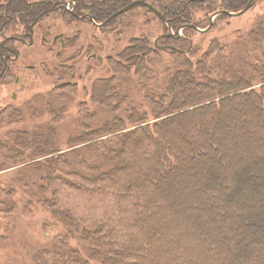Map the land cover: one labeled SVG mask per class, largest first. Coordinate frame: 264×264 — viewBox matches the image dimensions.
Here are the masks:
<instances>
[{
    "label": "trees",
    "instance_id": "16d2710c",
    "mask_svg": "<svg viewBox=\"0 0 264 264\" xmlns=\"http://www.w3.org/2000/svg\"><path fill=\"white\" fill-rule=\"evenodd\" d=\"M135 1L72 0L63 15L104 21ZM249 1L222 0L220 10L236 12ZM52 2L0 0V29L21 25L31 33ZM207 2L159 7L172 27L193 31L190 11ZM255 28L251 39L263 22ZM252 43L259 60L247 68L225 61L217 41L196 62L174 47L168 81L140 99L123 96L115 84L118 75H152L157 53L140 39L111 61L113 78L98 77L86 90L90 101L78 108L81 132L68 139L67 150L58 148L55 129L10 133L0 172L12 162L40 175L18 177L29 199L22 210L31 213L35 202L69 231L53 238L54 250L36 253L34 264H264V36ZM2 54L1 43L0 63ZM54 75L62 81L55 92L77 93L75 66ZM5 112L10 122L17 118L13 107ZM14 195L0 183L3 219L20 209ZM73 239L83 248L69 250Z\"/></svg>",
    "mask_w": 264,
    "mask_h": 264
},
{
    "label": "rangeland",
    "instance_id": "374dc122",
    "mask_svg": "<svg viewBox=\"0 0 264 264\" xmlns=\"http://www.w3.org/2000/svg\"><path fill=\"white\" fill-rule=\"evenodd\" d=\"M26 1L32 7L42 2ZM144 1L155 8L161 16L141 6L123 13L125 15L122 17L119 15L118 19L116 17L114 21L108 23L106 21L114 14L104 21L88 19L85 16L66 18L63 11L64 8L72 10V0H53L51 10L46 11L45 15L32 23L31 33H27L21 25L0 29L2 45L3 40L10 36L18 38L19 42L25 40L24 44L11 42L13 47L18 49L15 62L6 67L2 58L0 63V121L6 122L5 125L0 124L2 162L5 160L4 156L8 154L4 145L10 143V133L17 131L16 129H25L31 135L37 131L55 129L58 134V148L67 150L68 139L81 132L78 108L82 102L90 101L86 90H90L92 82L98 77L113 78L115 75L110 66L111 61H116L123 50L134 47L140 39H148L157 54L151 56L150 78H140L134 73L116 76L115 84L121 94L131 98L138 96L143 99L146 93L160 89L166 84L176 68L175 57L171 51L174 47L185 51L190 59L196 62L210 49L211 43L217 41L225 47L223 50L227 55L225 61L231 58L235 63L247 68L251 62L259 60L252 39L258 38L261 42L264 29L256 34L257 38L254 36L251 39L250 33L255 32V26L260 22L264 25V0H255L253 6L241 16L226 17L224 14L218 16L222 0H208L209 3L195 5L190 11L191 21L200 31H186L182 29L184 27L182 25L173 27L172 37L175 40H170L169 44L165 43L164 39L170 34L168 27L170 23L159 3L171 4L182 0ZM212 5L213 9L208 10ZM244 9L231 13L237 14ZM177 31L180 35H177ZM180 37H187L186 42L175 45L174 42ZM165 46L170 48L167 49ZM69 65L77 69L75 79L77 93L55 92V87L57 88L62 81L54 75V69H63ZM2 71L5 72L3 76ZM12 107L13 116L16 113L18 115L10 122L5 109L9 110ZM107 117L104 119L107 120ZM6 164L9 169L0 172V183L11 194L15 192L14 199L20 203V209L15 215L13 213L5 219L0 215V263L34 264L32 259L36 253L47 249L54 250L53 238L57 234H67L69 231L66 225L55 223L50 211L37 206L35 202L31 213L22 210L23 203L29 199L18 177L35 181L40 175L29 168L31 165L15 166L12 162ZM4 197L5 195H1V198ZM67 248L82 249L83 244L80 240L73 239Z\"/></svg>",
    "mask_w": 264,
    "mask_h": 264
},
{
    "label": "water",
    "instance_id": "95a60500",
    "mask_svg": "<svg viewBox=\"0 0 264 264\" xmlns=\"http://www.w3.org/2000/svg\"><path fill=\"white\" fill-rule=\"evenodd\" d=\"M254 1L255 0H250V3L248 4V6L243 11H241V12H239L237 14H233V13L228 12V11H221V12L217 13V15L220 16V15L224 14V15H229V16L230 15L231 16H234V15L241 16V15L245 14L253 6ZM137 6H145V7L149 8L150 10H152L158 16H161V14L155 8H153L152 6H150L146 1H144V0H137V1L133 2V3H131L130 5H128L127 7L123 8L122 10L118 11L117 13H115L106 22L108 23V22L112 21L114 18L118 17L119 15H121V14H123V13H125V12H127V11L135 8V7H137ZM167 24H169V23H167ZM169 25H168V27L170 29L169 30L170 34H168V35L165 36V37H168V38L174 35L172 33L173 32V27L172 26H169ZM188 27H191V26H184L182 29H186ZM195 29L200 31V29L198 27H195ZM177 35H180V33L178 32ZM166 47H167V49L170 48V46H165V48Z\"/></svg>",
    "mask_w": 264,
    "mask_h": 264
},
{
    "label": "flooded vegetation",
    "instance_id": "af4514ba",
    "mask_svg": "<svg viewBox=\"0 0 264 264\" xmlns=\"http://www.w3.org/2000/svg\"><path fill=\"white\" fill-rule=\"evenodd\" d=\"M66 10L71 11L70 9H66ZM10 40H14L15 42H19V39L18 38L17 39H14L13 36L7 37V38H5L3 40V45H2V47H3V54H2V58L4 60V66L6 65V67H7V65H9L10 63H12L13 61L15 62L16 54L18 52V49L16 47H13V46L8 45V43L10 42ZM24 42H25V40L22 39L19 43L24 44ZM4 73L2 71L1 76H3Z\"/></svg>",
    "mask_w": 264,
    "mask_h": 264
}]
</instances>
